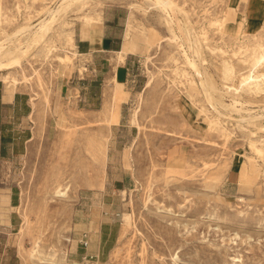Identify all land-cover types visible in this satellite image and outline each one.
<instances>
[{"label": "rangeland", "instance_id": "374dc122", "mask_svg": "<svg viewBox=\"0 0 264 264\" xmlns=\"http://www.w3.org/2000/svg\"><path fill=\"white\" fill-rule=\"evenodd\" d=\"M61 1L0 0V84L27 94L33 111L23 124L32 140L0 160V264H264V120L240 121L264 111V61L253 68L264 18L254 27L248 13L264 0H169L168 12L156 0H79L30 46L34 34L18 31ZM116 18L135 57L118 123L77 91L88 81L80 38ZM243 69L259 76L252 94ZM231 170L241 181L228 182ZM118 179L128 186L111 259L71 257L82 195Z\"/></svg>", "mask_w": 264, "mask_h": 264}, {"label": "crops", "instance_id": "0c3cea01", "mask_svg": "<svg viewBox=\"0 0 264 264\" xmlns=\"http://www.w3.org/2000/svg\"><path fill=\"white\" fill-rule=\"evenodd\" d=\"M235 18L241 14L238 8L234 10ZM251 26H259L263 22L264 10L253 6L249 12ZM119 23L114 19H105L103 24L88 34V38L79 40L86 62V85L77 89L80 94V105L92 112H97L107 120L121 122V107L126 102L128 94L122 87L132 82V65L135 64L134 54L125 47L124 37L119 32ZM86 34V36H87ZM110 85H116L117 88ZM10 87L0 84V160L17 152L16 143H27L32 140L25 132L23 124H29L33 114L32 105L27 94L14 91ZM75 93V90H72ZM120 119V120H119ZM22 126L17 131L16 124ZM117 124H113L116 127ZM18 128V127H17ZM26 129L30 130L29 127ZM25 133L27 135L25 136ZM264 145V144H263ZM10 151V154H9ZM237 170H231L227 180L230 184L241 181ZM2 173H0V191L2 189ZM125 179L114 180L104 188L87 190L81 197L79 207L74 216V228L70 256L76 259H95L108 262L119 238V219L123 208L121 189L126 188ZM8 207H10L9 222L11 227L19 223L16 214V193L10 188L8 193ZM2 220V206H0V222ZM87 234L89 245L82 246L83 235ZM74 240V241H73Z\"/></svg>", "mask_w": 264, "mask_h": 264}, {"label": "bare ground", "instance_id": "6f19581e", "mask_svg": "<svg viewBox=\"0 0 264 264\" xmlns=\"http://www.w3.org/2000/svg\"><path fill=\"white\" fill-rule=\"evenodd\" d=\"M76 1H79V0H62L59 5L50 10L49 11V15L42 19L37 25H35L34 27H28V26H25V27H22L18 33L20 35H24L25 33H30L31 34H34V40L32 42V44H30V46L32 45H38L40 42H42L43 40H45V38L47 37V35L49 34L50 30H51V26L52 24H54L53 22L56 21L58 15H60L62 12L66 11L70 6H73L72 4ZM156 4L163 10V11H166L168 12L169 9H172V4L169 0H156L155 1ZM156 6V5H155ZM129 25V24H128ZM17 35V34H16ZM15 36V35H14ZM14 36H10V37H14ZM9 39V38H8ZM29 46V47H30ZM33 47V46H32ZM35 47V46H34ZM31 49V47H30ZM4 50H5V47H4V43H0V57L4 55ZM10 50V49H9ZM33 50V49H31ZM11 51V50H10ZM15 51H20L19 48H15ZM27 51V49H26ZM30 51V50H29ZM28 51V52H29ZM7 52V51H6ZM13 52V51H12ZM11 52V53H12ZM24 52V50H23ZM10 53V54H11ZM8 54V57H10ZM21 54V53H19ZM5 56V55H4ZM16 56V55H15ZM14 57V56H13ZM18 57V56H17ZM16 61H13L15 63L14 64H18L19 61H17L16 57H14ZM12 60V59H11ZM262 61H264V53H262L260 55V58H258V63L256 64H253V68H256ZM189 63L190 65L192 66V68H197L196 66V62L195 60H192V59H189ZM4 64V63H3ZM2 63H0V68L3 67ZM10 64V63H9ZM6 65V67L10 66V65ZM11 68V66H10ZM193 68V69H194ZM200 70V69H199ZM232 69L230 68L229 66V63H226L225 65V78H230L233 76V72L231 71ZM235 75V74H234ZM236 77L238 78V80L241 82V84L243 85L242 86V89L241 91L243 92H247V93H250L252 94V90L255 89V83L257 81H259V76H256L254 75V70H247V69H243L242 71H240L239 73H237ZM262 80V79H261ZM201 82V81H200ZM200 84V83H199ZM204 83L201 82V85L202 87L204 88L203 90L206 89V86L203 85ZM201 87V86H200ZM207 91V90H206ZM216 110V109H215ZM263 110V109H262ZM219 112V111H218ZM245 112V111H244ZM220 114V113H219ZM241 120H244V121H247V122H250V123H253L255 124L256 122L258 121H261V120H264V111L261 112V113H257V114H254V113H248L247 116H241ZM264 130V129H263ZM261 153V152H260ZM259 154V153H258ZM66 193L63 191V190H57V193H56V196L58 197H62L64 196Z\"/></svg>", "mask_w": 264, "mask_h": 264}, {"label": "built area", "instance_id": "2783aa9c", "mask_svg": "<svg viewBox=\"0 0 264 264\" xmlns=\"http://www.w3.org/2000/svg\"><path fill=\"white\" fill-rule=\"evenodd\" d=\"M88 245H89V239H88L87 234L85 233L83 235L82 246L87 247Z\"/></svg>", "mask_w": 264, "mask_h": 264}]
</instances>
